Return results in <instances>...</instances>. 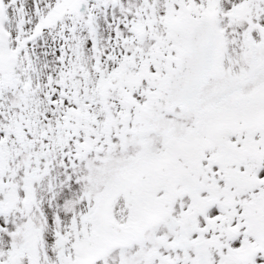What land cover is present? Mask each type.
<instances>
[{
    "label": "snow or ice",
    "instance_id": "6c2138e0",
    "mask_svg": "<svg viewBox=\"0 0 264 264\" xmlns=\"http://www.w3.org/2000/svg\"><path fill=\"white\" fill-rule=\"evenodd\" d=\"M0 264H264V0H0Z\"/></svg>",
    "mask_w": 264,
    "mask_h": 264
}]
</instances>
